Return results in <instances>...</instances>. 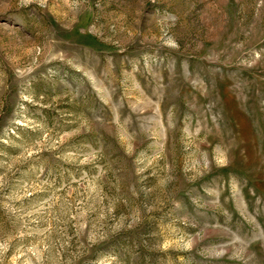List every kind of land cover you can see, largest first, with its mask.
I'll return each mask as SVG.
<instances>
[{"label": "rangeland", "instance_id": "1", "mask_svg": "<svg viewBox=\"0 0 264 264\" xmlns=\"http://www.w3.org/2000/svg\"><path fill=\"white\" fill-rule=\"evenodd\" d=\"M0 264H264V0H0Z\"/></svg>", "mask_w": 264, "mask_h": 264}]
</instances>
